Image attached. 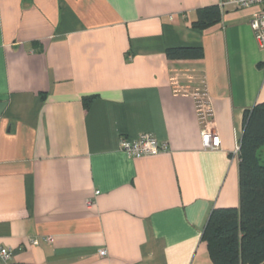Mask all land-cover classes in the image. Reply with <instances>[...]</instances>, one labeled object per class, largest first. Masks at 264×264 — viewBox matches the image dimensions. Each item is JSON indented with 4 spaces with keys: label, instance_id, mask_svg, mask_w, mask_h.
Instances as JSON below:
<instances>
[{
    "label": "crops",
    "instance_id": "0c3cea01",
    "mask_svg": "<svg viewBox=\"0 0 264 264\" xmlns=\"http://www.w3.org/2000/svg\"><path fill=\"white\" fill-rule=\"evenodd\" d=\"M213 4L219 21L192 28L195 9ZM257 9L0 0V247L13 250L0 264H212L201 233L213 207L238 205L243 112L264 101ZM189 45L203 58L165 56ZM200 86L214 150L202 146ZM141 133L168 150L129 156L121 137Z\"/></svg>",
    "mask_w": 264,
    "mask_h": 264
},
{
    "label": "trees",
    "instance_id": "16d2710c",
    "mask_svg": "<svg viewBox=\"0 0 264 264\" xmlns=\"http://www.w3.org/2000/svg\"><path fill=\"white\" fill-rule=\"evenodd\" d=\"M190 26L204 30L219 21L218 5L195 9ZM168 59L198 60L203 49L174 46L165 49ZM92 95L83 97L88 108ZM238 205L213 207L201 233L212 264H264V101L244 110L238 141Z\"/></svg>",
    "mask_w": 264,
    "mask_h": 264
},
{
    "label": "built area",
    "instance_id": "2783aa9c",
    "mask_svg": "<svg viewBox=\"0 0 264 264\" xmlns=\"http://www.w3.org/2000/svg\"><path fill=\"white\" fill-rule=\"evenodd\" d=\"M236 8H247L250 6H258L257 11L253 14L250 21V26L253 29L256 41L260 47H264V0H231ZM176 83V81H172ZM196 106V116L199 126L201 128V141L205 149L214 150L220 146V139L216 133L212 123V108L209 101V96L205 88L198 87L193 93ZM120 147L131 157H140L145 155H152L168 150L166 141L158 140L150 133H141L135 138L120 139ZM238 151V142L235 146ZM47 242L52 241V237L46 238ZM31 244H37V239L29 240ZM20 248V247H19ZM13 250L7 246L0 247V256L3 260H8L12 256ZM105 248L99 250V255H106Z\"/></svg>",
    "mask_w": 264,
    "mask_h": 264
}]
</instances>
